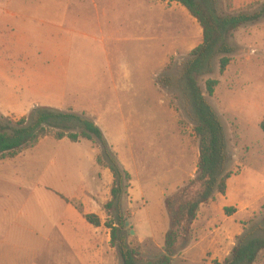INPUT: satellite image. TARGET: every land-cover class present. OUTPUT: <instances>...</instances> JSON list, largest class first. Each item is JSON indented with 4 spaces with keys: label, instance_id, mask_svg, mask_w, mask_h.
Returning <instances> with one entry per match:
<instances>
[{
    "label": "rangeland",
    "instance_id": "1",
    "mask_svg": "<svg viewBox=\"0 0 264 264\" xmlns=\"http://www.w3.org/2000/svg\"><path fill=\"white\" fill-rule=\"evenodd\" d=\"M164 4L168 12L175 6L173 17L167 18L156 6L153 11L147 0H0V121L3 117L18 120L35 107L49 106L36 98L44 75L58 94L66 87L59 104L49 107L97 123L100 115L98 124L125 152L127 166L136 173L141 170L143 180L142 168H163L164 150H192L189 160L194 173L199 150L194 124L180 91L159 81L165 74L179 75L183 61L202 42V29L181 5ZM219 7L227 13L263 12L259 20L234 33L235 51L226 71L220 73L216 59L213 73L200 79L225 125L230 169L236 175L245 167L241 176L245 194L256 201L253 215L243 221L245 231L264 219V0H219ZM158 17L162 36L154 43L145 39L146 27L139 24ZM168 32L171 41L181 37L173 51L165 36ZM42 43L66 54L62 64L44 58ZM209 78L219 80L212 97L205 89ZM9 84L13 94L7 92ZM28 97L32 98L29 105L24 103ZM90 146L97 158L102 153L98 142L77 144L49 136L12 166L0 165V264H86L62 241L60 224L70 216L66 202L99 215L104 223L115 219L113 211L105 210L114 177L105 164L96 167L90 161ZM130 185L123 195L128 239L134 246L141 245L145 258L160 256L170 227L168 212L154 203L155 219L138 216L134 212L141 204L130 197ZM218 212L215 209L216 216ZM148 221L154 228H147ZM82 222V227L95 230ZM96 230L107 247L105 263L120 264L115 249H109L110 230L105 225ZM172 264L206 263L179 255ZM256 264H264V251Z\"/></svg>",
    "mask_w": 264,
    "mask_h": 264
},
{
    "label": "trees",
    "instance_id": "2",
    "mask_svg": "<svg viewBox=\"0 0 264 264\" xmlns=\"http://www.w3.org/2000/svg\"><path fill=\"white\" fill-rule=\"evenodd\" d=\"M169 1L182 4L202 28V42L183 61L179 75L165 74L159 81L164 87L180 91L185 111L194 124V132L199 140V160L194 179L166 197L170 227L160 256L145 258L141 245L134 246L128 239L126 223L129 217L123 211L122 200L131 176L122 167L103 131L93 119L73 111L38 106L29 116L18 120L3 117L0 121V159L15 157L23 150L35 147L46 136L57 140L66 138L71 142L86 140L100 144L102 153L97 155V162L105 164L114 177L111 199L105 204V209L113 211L115 219L106 221L104 225L110 230V245L115 249L120 264H172L174 257L194 239L192 224L201 205L226 193L228 179L233 174L226 128L205 95L200 79L213 73L216 59H219L220 73L226 71L231 62L230 55L235 51L231 43L234 33L263 15L262 11L227 13L219 7V0ZM218 84V79L209 78L205 81L208 96L214 95ZM262 127L264 129V122ZM73 205L90 224L102 225L98 215L85 213L75 203ZM225 211L231 215L235 208L226 207ZM263 251L264 219L263 223L245 229L237 238L230 256L214 264H256Z\"/></svg>",
    "mask_w": 264,
    "mask_h": 264
},
{
    "label": "crops",
    "instance_id": "3",
    "mask_svg": "<svg viewBox=\"0 0 264 264\" xmlns=\"http://www.w3.org/2000/svg\"><path fill=\"white\" fill-rule=\"evenodd\" d=\"M147 1L149 4L148 6H150L153 9V11L156 6L157 11L159 10L161 11L162 9L164 11V14L168 16L167 18H169V16L173 17L175 15L174 13L176 12L175 11L176 9L174 6L173 8H171V11L173 13H169L171 11L168 12V10H166L164 3L178 4L181 5L183 8H185L182 4L169 0H165L163 2L161 0H147ZM186 11L189 13L187 9ZM191 17L193 16L191 15ZM158 18L157 20L153 19L152 21L150 19H145V21H142L139 24V25H144L146 27L145 31H147L148 36L145 37V39L151 40L154 43L155 41L159 42L162 36L161 35L162 21L161 18L159 19ZM169 34L170 33L168 32L167 34H165V36L166 39L169 38L167 42L168 45L170 46V51H173L177 46L176 40H180L181 37L171 41L172 37L171 36L169 37L168 36ZM187 36H189V34L183 35V39ZM173 39H175V37H173ZM41 49L44 53V58L46 60L49 59L57 60V63L59 62L60 64H62L63 60L66 58V54L63 51H55L54 48H51L50 46H47L44 43L41 44ZM46 77L47 76L44 75L41 76L42 79L41 82L44 83L45 88H43V83L39 85L40 94L38 93L36 98H38L39 99L38 101L42 102L45 105H49V106L58 105L59 104L58 102L64 98L66 87H63V89H61L62 93L58 94L57 91H54L55 88H53L52 86L51 88H49L48 79ZM60 84L61 83H59V86ZM11 85L12 84H9L8 86L9 90H7V92L9 93L11 92L13 94L15 89L12 88ZM31 100H32L31 97L25 98L24 103L29 105L31 103ZM172 114L174 115V111H172ZM98 117L99 118L97 119L100 122V120H102L101 116L99 115ZM98 123L96 122V124L103 131L109 146L111 147V149H114L113 152L116 154L120 164L124 169H126L129 172L131 176L130 183H132V186L130 185L131 187L129 192L130 197L132 198L134 203L141 204L134 213H138V216H142V218H146L147 220L155 219L156 218L155 205L157 204L154 203L160 204V206L158 205V208L160 210L167 211L165 205L166 197L176 192L179 188L183 187L190 180L194 179L197 172L199 150H197V164L194 173L192 172L193 161L190 162L189 160V154L192 152V150H167L166 152L164 150L162 155L163 158L161 160V163H163L161 167L163 168L160 167L161 169L158 170L154 169V166L151 167L147 166L146 168H142L143 170L142 172L145 173L144 176H146L143 180L141 178V173H140L141 170H138L137 168L136 170L138 173L137 174L127 166V161H126L127 157L124 154L125 152L122 150H118V146H116L114 141L110 139L107 129L99 125ZM47 137L49 136L42 138L38 145H40L43 139ZM65 139L66 138L61 140H65ZM81 142L82 141L72 142V143L80 144ZM198 148H199V144H198ZM28 149L23 150L15 157H6L0 159V165H4L5 168L12 166L13 163L17 162V160L20 159ZM92 151H93L92 154H90L88 151V153L90 154L89 156L90 161H93L96 167L98 165L99 167L104 166L98 164L97 158L95 157L96 150L93 149ZM105 170L107 172L108 171L111 172V170L107 166H105ZM244 172H245V167L242 168L239 174L236 175L232 174V176L228 179L227 191L224 195L218 196L217 200L214 202L210 201L209 203L201 205L197 217L192 224L194 239L179 254L183 259H189L193 263L204 262L206 264H213L216 261L223 262L227 257L230 256L233 247L236 245L237 238L244 233L245 225L243 221H245V219H248L253 215L254 212L253 210L257 206L254 205V203L256 202L255 200L254 202L252 199L250 198L248 199L246 197L245 194L246 189L243 182L241 181V176L244 174ZM134 173L138 175V178L136 176L138 181L135 180ZM66 203L69 205L68 206L69 210L67 214H69L70 216L72 215V218L70 216H66L67 219L65 221L61 220L62 223L60 224V227H61V233L63 235L62 241L64 240V243L67 245L69 250L72 251L74 250L73 252H75L76 254L75 256L77 257V260L81 258L84 260L86 264H106L104 260L105 259L104 254L107 250V247L106 245L104 246L102 245L96 230V229H100L101 226L104 225L102 218L98 215L102 220V225L94 226L84 218V216L72 204V202H66ZM226 207H235L237 208V211L235 213H232L231 215H228L225 211ZM215 209L219 210L218 212L220 214L219 216L215 215ZM71 219L74 221L73 223L69 221ZM82 219H84L89 226L96 227L95 230H92V228L82 227V223H83ZM151 225L153 224L152 223L150 224V221H148L146 226L147 228L148 227L154 228V226ZM167 231L168 228L165 234L167 233ZM140 239H142V236H140ZM107 242L110 243V237L107 240ZM109 249L110 251H113L112 247H109ZM76 257H72L71 261L75 262ZM66 264H70V263H66ZM71 264H75V263H71Z\"/></svg>",
    "mask_w": 264,
    "mask_h": 264
},
{
    "label": "water",
    "instance_id": "4",
    "mask_svg": "<svg viewBox=\"0 0 264 264\" xmlns=\"http://www.w3.org/2000/svg\"><path fill=\"white\" fill-rule=\"evenodd\" d=\"M127 225L129 224V222L126 223ZM134 232L132 231L131 234H133Z\"/></svg>",
    "mask_w": 264,
    "mask_h": 264
}]
</instances>
